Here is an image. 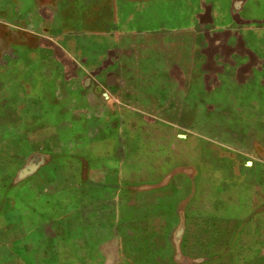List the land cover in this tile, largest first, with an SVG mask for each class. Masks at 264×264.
<instances>
[{
    "label": "rangeland",
    "instance_id": "1",
    "mask_svg": "<svg viewBox=\"0 0 264 264\" xmlns=\"http://www.w3.org/2000/svg\"><path fill=\"white\" fill-rule=\"evenodd\" d=\"M259 25L264 28V23ZM136 39L150 47L133 49L134 54L127 56L132 66L122 54L121 68L132 67L133 73L138 68L137 73L132 83H124V78L117 88L101 81L100 111H91L94 104L85 102L86 118L69 120V132L54 135L51 144L48 135H26L21 142L19 137L0 135L6 141V150H0V160L4 159L0 162V264H264V221L256 224L255 231L244 229L236 245L232 236L224 234L226 225L188 218L180 230L179 216L180 211L187 215L203 211L198 196L188 198L186 167L195 137L204 148L205 138L227 134L225 138L237 147L234 151L252 164L245 167L247 172L260 164L264 188V30L260 38L230 39L233 48L225 47L218 36L158 43ZM165 66L172 69L170 75L179 88L162 85L160 69ZM121 73L117 72V80ZM238 83L244 84L238 89L245 95L241 101L246 114L239 120L229 117L238 103ZM126 91L137 109L125 113L123 107L113 117L107 101L116 93L124 99ZM109 126L137 129L144 140L154 142L158 137L165 145L160 152L166 155L168 169H180L170 178L171 185L162 192L150 190L154 185L148 187L137 176L122 180L116 168L104 173L64 157V145L71 146L70 152L76 147L75 133L98 138L101 131L96 130ZM27 143H47L42 148L48 151L53 145L54 151L47 158L38 154L30 159ZM207 192L203 187L197 194Z\"/></svg>",
    "mask_w": 264,
    "mask_h": 264
},
{
    "label": "crops",
    "instance_id": "2",
    "mask_svg": "<svg viewBox=\"0 0 264 264\" xmlns=\"http://www.w3.org/2000/svg\"><path fill=\"white\" fill-rule=\"evenodd\" d=\"M263 23L264 0H0V135L19 137L18 141L26 135H48L50 142L47 143L51 144L54 135L69 132L73 119L86 118L85 102L94 104L91 111H100L102 80L116 88L124 78V83H132L138 68L134 73L132 67L125 65L123 69L119 59L125 54L127 63V56L134 54V48L150 47L147 41L137 42L138 37L158 43L165 39L218 36L225 47L233 48L230 39L244 42L260 38L264 28L259 24ZM195 47L193 44V52ZM127 64L132 66L131 61ZM176 67L181 71L178 64ZM160 70L164 71L163 86L180 87L170 75V67ZM118 71L124 72L120 80H117ZM236 86L238 89L244 84ZM258 87L263 91L260 80ZM114 95L106 105L113 117L123 107L125 113L137 109L129 92L126 91L124 99L121 94ZM236 95L238 103L229 117L239 120L246 117L245 103L241 101L245 95L239 89ZM261 99L264 102V97ZM100 129L96 131H101V136L92 139L86 133H75L76 147L70 152L67 149L71 146L64 145V157L75 160L78 166L104 173L117 169L122 180L137 176L148 187L154 185L150 190L161 192L171 185L172 175L180 172V169H168L166 155L160 152L165 145L158 137L154 142L149 138L144 140L137 129L130 127ZM238 131L232 135L237 136ZM226 135L222 133L212 140L205 138L208 142L204 148L197 144L196 137L192 139L186 167L190 184L188 198L198 196L201 202L197 205L203 211L190 215L180 211V230L186 227L188 218L226 225L224 234L227 238L232 236L237 245L244 229L255 231L256 224L264 221H261L264 188L260 164L252 173L247 172L245 167L250 169L252 164L247 166ZM5 142L0 140L2 151L6 150ZM25 145L31 151L27 157L30 159L38 154L47 158L54 151L53 145L48 148L49 152L37 143ZM3 161L2 158L0 162ZM203 187L209 192L198 195ZM223 242L227 247L228 239Z\"/></svg>",
    "mask_w": 264,
    "mask_h": 264
},
{
    "label": "water",
    "instance_id": "3",
    "mask_svg": "<svg viewBox=\"0 0 264 264\" xmlns=\"http://www.w3.org/2000/svg\"><path fill=\"white\" fill-rule=\"evenodd\" d=\"M251 165V163L250 162H247V166H250Z\"/></svg>",
    "mask_w": 264,
    "mask_h": 264
}]
</instances>
